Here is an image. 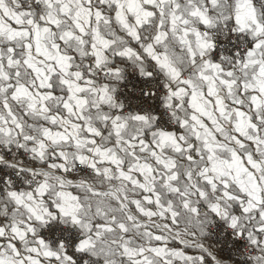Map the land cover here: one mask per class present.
I'll return each instance as SVG.
<instances>
[{
    "label": "snow or ice",
    "instance_id": "snow-or-ice-1",
    "mask_svg": "<svg viewBox=\"0 0 264 264\" xmlns=\"http://www.w3.org/2000/svg\"><path fill=\"white\" fill-rule=\"evenodd\" d=\"M0 264H264V0H0Z\"/></svg>",
    "mask_w": 264,
    "mask_h": 264
}]
</instances>
